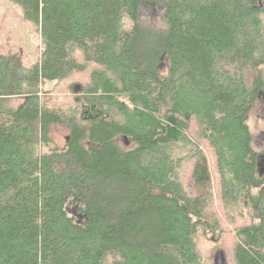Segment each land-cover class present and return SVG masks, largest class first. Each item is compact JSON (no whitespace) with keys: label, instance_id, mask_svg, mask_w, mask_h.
Here are the masks:
<instances>
[{"label":"trees","instance_id":"1","mask_svg":"<svg viewBox=\"0 0 264 264\" xmlns=\"http://www.w3.org/2000/svg\"><path fill=\"white\" fill-rule=\"evenodd\" d=\"M150 1L0 0V264H264V0Z\"/></svg>","mask_w":264,"mask_h":264},{"label":"rangeland","instance_id":"2","mask_svg":"<svg viewBox=\"0 0 264 264\" xmlns=\"http://www.w3.org/2000/svg\"><path fill=\"white\" fill-rule=\"evenodd\" d=\"M142 19L144 22H146L149 25L151 24L162 25V10L160 8V5L157 7V5L153 0L150 1L149 3H146L142 8ZM45 89L47 90V92L55 91L57 90L56 84L55 83L47 84L45 86ZM21 103H22L21 100H15L10 104V107L12 109H15ZM250 126L258 143L260 145H264V96L260 99L256 109L251 115ZM69 136L70 134L68 130L64 128H58L53 132V139L55 140L56 146L61 148L67 145ZM67 209L70 215L75 217L77 220L82 221L84 219L79 209L74 205L69 204ZM228 242L229 240L225 239L223 243L225 244Z\"/></svg>","mask_w":264,"mask_h":264},{"label":"water","instance_id":"3","mask_svg":"<svg viewBox=\"0 0 264 264\" xmlns=\"http://www.w3.org/2000/svg\"><path fill=\"white\" fill-rule=\"evenodd\" d=\"M218 264H223V261H219Z\"/></svg>","mask_w":264,"mask_h":264}]
</instances>
